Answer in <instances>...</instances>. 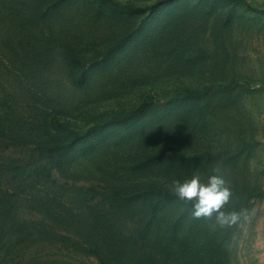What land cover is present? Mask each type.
<instances>
[{"label":"rangeland","instance_id":"1","mask_svg":"<svg viewBox=\"0 0 264 264\" xmlns=\"http://www.w3.org/2000/svg\"><path fill=\"white\" fill-rule=\"evenodd\" d=\"M0 264H264V0H0Z\"/></svg>","mask_w":264,"mask_h":264},{"label":"clouds","instance_id":"2","mask_svg":"<svg viewBox=\"0 0 264 264\" xmlns=\"http://www.w3.org/2000/svg\"><path fill=\"white\" fill-rule=\"evenodd\" d=\"M174 192L178 199L191 204V215L195 218H213L220 228H230L248 220L247 209L225 210L233 197V189L226 175L214 168L206 177L194 174L183 181H174Z\"/></svg>","mask_w":264,"mask_h":264},{"label":"trees","instance_id":"3","mask_svg":"<svg viewBox=\"0 0 264 264\" xmlns=\"http://www.w3.org/2000/svg\"><path fill=\"white\" fill-rule=\"evenodd\" d=\"M46 1H50V0H46ZM160 205H161V204H160ZM160 205H159V206H160Z\"/></svg>","mask_w":264,"mask_h":264}]
</instances>
